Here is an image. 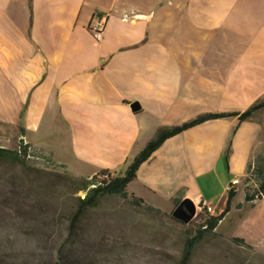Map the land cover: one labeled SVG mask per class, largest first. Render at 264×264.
<instances>
[{"label":"crops","instance_id":"obj_1","mask_svg":"<svg viewBox=\"0 0 264 264\" xmlns=\"http://www.w3.org/2000/svg\"><path fill=\"white\" fill-rule=\"evenodd\" d=\"M263 102L264 0H0V148L124 175L161 130ZM260 153L264 107L167 138L125 191L164 212L201 194L219 215L233 185L218 228L264 257V197L245 200Z\"/></svg>","mask_w":264,"mask_h":264},{"label":"rangeland","instance_id":"obj_2","mask_svg":"<svg viewBox=\"0 0 264 264\" xmlns=\"http://www.w3.org/2000/svg\"><path fill=\"white\" fill-rule=\"evenodd\" d=\"M98 173L0 161V264H264L221 228L209 231L204 216L185 221L174 216L178 205L150 210L126 191L100 197L74 222L82 178L102 180ZM192 240L199 244L186 259Z\"/></svg>","mask_w":264,"mask_h":264},{"label":"trees","instance_id":"obj_3","mask_svg":"<svg viewBox=\"0 0 264 264\" xmlns=\"http://www.w3.org/2000/svg\"><path fill=\"white\" fill-rule=\"evenodd\" d=\"M263 107H264V102L259 105L253 106L249 111L243 114H240V115L239 114H230V115L207 114L204 116H200L181 126L161 130L157 134V137L151 142H149L146 148L135 158V160L129 166V168L124 173V175H111L108 171L103 170L98 173L100 175H103L102 180H97L95 177L91 179L82 178V182L84 183V185L83 187L80 188V190L85 191V196L83 199L81 198L78 199L79 207L73 217V221L76 222L86 209L96 204L97 200L100 197L106 196L108 194H123L128 184L131 183L135 179L136 172L138 168L140 167V165L144 163L145 161H147L151 157L153 152L167 138L175 136L179 133H182L183 131L187 129L195 127L209 120L221 119V118H225L228 116H239V121L242 122L248 117H250L252 113H254L258 109H261ZM17 146L18 148L16 150L0 148V161L11 163V164L23 165L24 159H26L31 162L42 163L45 165H53L57 168L65 169V167L56 164L52 160L50 155L42 150L35 149L32 146L22 143V142L19 143ZM90 185L92 186L91 189H89ZM245 191H246L245 200L247 202H253L255 200H258L264 197V153H260L256 156L255 168L252 173L251 179L247 180ZM234 196H235V191H234V187H232L228 192L227 203H226L225 209L219 215H217L216 217H212L210 218V220L207 221L209 231H212L218 228L220 223L226 217L227 213L230 210L231 201L234 198ZM132 197L135 199L137 203H142L148 209L154 210V211L157 210L155 208H152L151 206L146 205L141 199H138L134 196ZM174 203L175 205H178L179 200H175ZM201 234L203 235V233ZM240 242L243 243L242 241ZM198 244H199L198 240H192L189 244H187L186 252H185L186 259L190 257V255L196 249Z\"/></svg>","mask_w":264,"mask_h":264},{"label":"built area","instance_id":"obj_4","mask_svg":"<svg viewBox=\"0 0 264 264\" xmlns=\"http://www.w3.org/2000/svg\"><path fill=\"white\" fill-rule=\"evenodd\" d=\"M94 19H95V24L92 27L93 32H95V34L100 37L104 31V25H105V20L104 17H102L100 14L96 13L94 15ZM18 148L17 145H14L13 150H16ZM233 187V185L230 186L229 190ZM194 205H195V209H196V213L195 216H204L206 218V221L210 220V218L212 217H216V213H215V208L209 204H207L204 196H202L201 194H197L194 198V200H192Z\"/></svg>","mask_w":264,"mask_h":264},{"label":"water","instance_id":"obj_5","mask_svg":"<svg viewBox=\"0 0 264 264\" xmlns=\"http://www.w3.org/2000/svg\"><path fill=\"white\" fill-rule=\"evenodd\" d=\"M131 108L133 110H138L139 105L137 103H134L131 105ZM195 213H196V209L193 201L190 199H185L181 201L176 207L174 211V216L181 218L185 221H188L195 216Z\"/></svg>","mask_w":264,"mask_h":264}]
</instances>
